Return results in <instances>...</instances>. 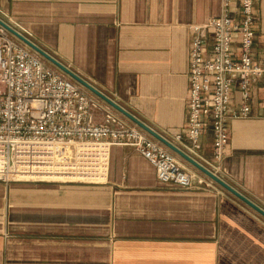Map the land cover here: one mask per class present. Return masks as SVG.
Masks as SVG:
<instances>
[{
  "label": "crops",
  "instance_id": "0c3cea01",
  "mask_svg": "<svg viewBox=\"0 0 264 264\" xmlns=\"http://www.w3.org/2000/svg\"><path fill=\"white\" fill-rule=\"evenodd\" d=\"M254 11L259 48L264 0ZM221 12L222 0H0L1 20L172 143L186 127L189 28ZM258 90L250 118L228 125L218 176L264 210ZM211 146L207 130L198 162L209 170ZM106 150L97 182L0 181V264H264L251 209L179 158L205 183L163 185L133 147ZM30 171L14 176L41 177Z\"/></svg>",
  "mask_w": 264,
  "mask_h": 264
},
{
  "label": "built area",
  "instance_id": "2783aa9c",
  "mask_svg": "<svg viewBox=\"0 0 264 264\" xmlns=\"http://www.w3.org/2000/svg\"><path fill=\"white\" fill-rule=\"evenodd\" d=\"M254 3L222 0L219 16L189 28L186 127L174 136L173 144L198 161L201 137L210 130L212 161L208 164L215 175L226 154L229 123L250 118L254 88L259 89L264 110V35L258 48ZM117 145L133 147L163 185L187 190L195 180L205 183L163 145L0 27V159L4 162L0 181L9 182L11 176L17 178L14 182L100 181L106 149ZM100 147L104 151L94 149ZM55 149L61 152L54 154ZM100 165L103 170L96 176ZM23 167L32 168L25 173L41 177L14 176Z\"/></svg>",
  "mask_w": 264,
  "mask_h": 264
},
{
  "label": "water",
  "instance_id": "95a60500",
  "mask_svg": "<svg viewBox=\"0 0 264 264\" xmlns=\"http://www.w3.org/2000/svg\"><path fill=\"white\" fill-rule=\"evenodd\" d=\"M0 27H2L5 31H7L14 39H16L18 42H20L22 45L27 47L29 50H31L33 53H35L38 57H40L42 60H44L46 63H48L50 66L58 70L60 73H62L64 76L72 80L74 83L82 87L86 92L100 100L102 103H104L106 106H108L110 109L115 111L117 114L122 116L124 119H126L129 123L143 131L145 134H147L149 137H151L153 140L157 141L161 145H163L167 150L172 152L174 155H176L179 159H181L183 162L190 165L192 168H194L196 171L201 173L203 176H205L207 179L212 181L214 184H216L219 188L227 192L229 195L234 197L236 200H238L240 203L251 209L253 212H255L257 215L262 217L264 219V210H262L260 207H258L256 204L251 202L249 199H247L244 195H242L240 192H238L235 188H233L230 184L225 182L222 178H220L218 175H215L212 173L208 168L200 164L198 161L194 160L190 156H188L186 153H184L182 150H180L175 144L170 142L169 140L165 139L163 136L155 132L152 128L144 124L142 121L137 119L134 115H132L130 112L125 110L123 107H121L119 104H117L114 100H112L110 97L105 95L103 92L95 88L93 85H91L89 82L81 78L78 74H76L74 71L69 69L67 66L62 64L60 61L55 59L52 55L47 53L45 50L37 46L34 42H32L29 38H27L25 35H23L19 30L11 26L10 24L6 23L5 21L0 19Z\"/></svg>",
  "mask_w": 264,
  "mask_h": 264
},
{
  "label": "rangeland",
  "instance_id": "374dc122",
  "mask_svg": "<svg viewBox=\"0 0 264 264\" xmlns=\"http://www.w3.org/2000/svg\"><path fill=\"white\" fill-rule=\"evenodd\" d=\"M44 62H45V61H44ZM45 63H46V62H45ZM46 64L49 65L48 63H46ZM49 66H50V65H49ZM51 67H52V66H51ZM52 68H53V67H52ZM102 148H103V147H100V148H94V149H95V150L97 149V150H100V151H104V149H102ZM102 154H103V153H102ZM98 156H100V155H98ZM101 158H102V155H101L99 158L97 157V159H101ZM101 162H102V164H104L103 161H99V163H101ZM103 166H104V165H100V166L97 167V172H98V173H97L96 176H100V173H101L100 171L103 170ZM12 173H13V172H11V174H12ZM15 180H17V178L14 179V177L11 176V180H10L9 182H14ZM18 182H26V180H18ZM94 182H97V181H94ZM3 183H4V182H3ZM5 257H6V254H5Z\"/></svg>",
  "mask_w": 264,
  "mask_h": 264
}]
</instances>
